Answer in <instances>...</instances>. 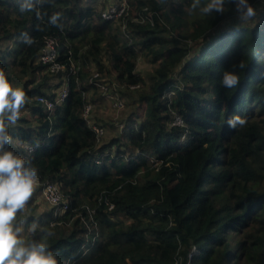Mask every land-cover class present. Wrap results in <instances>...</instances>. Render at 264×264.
<instances>
[{
  "label": "trees",
  "instance_id": "16d2710c",
  "mask_svg": "<svg viewBox=\"0 0 264 264\" xmlns=\"http://www.w3.org/2000/svg\"><path fill=\"white\" fill-rule=\"evenodd\" d=\"M94 1L0 0V70L27 95L10 148L39 169L17 214L25 242L53 232L59 264H189L194 246L192 264H264V14L207 41L237 17L235 3L202 16L185 11L190 0H124L108 19L110 0ZM50 37L65 66L56 73L40 60ZM141 57L153 64L147 89ZM225 70L238 86H221ZM111 77L143 87L133 98L143 115L102 142L85 109ZM65 86L52 109L38 101ZM236 115L245 125L229 126ZM50 183L69 205L57 215L36 202Z\"/></svg>",
  "mask_w": 264,
  "mask_h": 264
},
{
  "label": "clouds",
  "instance_id": "9594fccd",
  "mask_svg": "<svg viewBox=\"0 0 264 264\" xmlns=\"http://www.w3.org/2000/svg\"><path fill=\"white\" fill-rule=\"evenodd\" d=\"M226 3H235L240 25L253 20L257 9L249 0H190L185 11L191 15L199 12L202 16L214 13L223 14ZM23 10V6H22ZM31 43V40H27ZM243 68L241 62L238 65ZM237 65H233L235 69ZM221 86L230 89L238 86L239 76L233 70H225L221 76ZM27 103V95L22 87L14 86L6 73L0 70V264H59L57 255L51 250L49 238L53 232L41 228L44 233L39 240L25 242L21 234L25 221L18 220L39 181V169L31 161L22 158L11 150L13 136L10 129L21 118L22 109ZM246 120L236 115L229 119L230 127L245 125ZM38 224L33 222L28 231L35 233Z\"/></svg>",
  "mask_w": 264,
  "mask_h": 264
},
{
  "label": "rangeland",
  "instance_id": "374dc122",
  "mask_svg": "<svg viewBox=\"0 0 264 264\" xmlns=\"http://www.w3.org/2000/svg\"><path fill=\"white\" fill-rule=\"evenodd\" d=\"M110 3L107 5V10L110 9H120L123 5H125L124 0H110ZM94 3L99 4L100 0H95ZM253 7L257 9V15L253 20H250L244 25H239V21L236 18L230 19L227 22H224L221 26H219L214 32H212V35L209 36L207 41L211 40L213 35H218L224 31L233 30L236 28H240L246 25L254 26L263 16L264 14V0L260 1L259 3L255 4ZM117 18V17H116ZM205 40V42H207ZM203 43L199 47H194L193 54L197 53V51L203 47ZM153 70V64L150 62V60H147L144 57L139 58L137 63L136 72L138 75L142 76L147 83L148 88L149 83H151L149 75ZM113 80V81H112ZM50 83V86L52 87L53 84L56 83V80H53ZM101 83V82H100ZM107 86L106 90L100 89L99 91L103 93V98L98 100L95 104H88L91 106L90 112L87 114V117L89 118L90 122L92 124H96V121L99 122V124H103L104 132L102 135H100L102 142L104 140H109L111 137L122 133L124 131V126L127 125L128 122H130L131 119H141L143 115V109L139 107L136 109L135 100L134 97L139 95V92L141 90H144L143 87L138 86L135 88V90H127L124 89L125 87L118 85L116 81H114L113 77L107 79V81L102 82ZM117 87V89H116ZM119 88H123L122 90H119ZM62 88H59V91ZM58 91V89H57ZM122 92L127 93V97H123L121 94ZM132 93V96L129 94ZM122 101V104L119 103ZM27 109H25L26 111ZM28 111V110H27ZM133 111H136V116L132 117ZM192 165V163H191ZM36 202L39 203V211H43L48 208H52L53 206L42 196V194L37 195ZM59 214V213H58ZM27 230L24 229L23 233L21 234L22 238L25 239L27 237Z\"/></svg>",
  "mask_w": 264,
  "mask_h": 264
},
{
  "label": "built area",
  "instance_id": "2783aa9c",
  "mask_svg": "<svg viewBox=\"0 0 264 264\" xmlns=\"http://www.w3.org/2000/svg\"><path fill=\"white\" fill-rule=\"evenodd\" d=\"M123 5L120 9H110L104 12V16L108 19L118 17L124 9ZM59 51H58V41L55 38H47L43 49L40 52V60L42 63L48 65L49 71L52 73H56L60 70H63L65 66L58 61ZM94 76H98V72L94 73ZM139 85L131 86L133 89L137 88ZM100 89L106 90L107 86L104 83H99ZM68 96V89L67 87H63L60 91L58 96L56 97V101L50 100L44 96H39L38 101L43 102L47 105L49 109H52L55 103H61L65 100ZM119 103L122 104V101ZM91 110V106L87 105L85 112L88 114ZM174 124H183V120L181 117L177 116L174 119ZM93 129L96 131L97 135H102L104 132V128L101 125L93 124ZM29 151H33V147H29ZM39 181L37 185H39ZM36 185V186H37ZM42 196L53 206L55 207V214L62 213L66 211L69 207L68 201H66L62 195L60 187L57 184H45L42 189ZM199 253L198 247L194 246L193 250L190 254L189 264H192L191 259L195 254Z\"/></svg>",
  "mask_w": 264,
  "mask_h": 264
},
{
  "label": "bare ground",
  "instance_id": "6f19581e",
  "mask_svg": "<svg viewBox=\"0 0 264 264\" xmlns=\"http://www.w3.org/2000/svg\"><path fill=\"white\" fill-rule=\"evenodd\" d=\"M60 187V186H59Z\"/></svg>",
  "mask_w": 264,
  "mask_h": 264
}]
</instances>
